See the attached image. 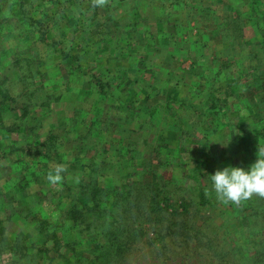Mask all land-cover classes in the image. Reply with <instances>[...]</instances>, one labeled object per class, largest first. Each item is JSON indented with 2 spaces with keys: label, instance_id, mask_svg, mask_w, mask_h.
Segmentation results:
<instances>
[{
  "label": "rangeland",
  "instance_id": "obj_1",
  "mask_svg": "<svg viewBox=\"0 0 264 264\" xmlns=\"http://www.w3.org/2000/svg\"><path fill=\"white\" fill-rule=\"evenodd\" d=\"M55 1L54 7H37L45 14L42 26L53 32L49 40L59 47H68L69 55L77 56L76 63L61 59L50 47L35 40L27 41L26 49L18 45L16 50L21 54L14 57V52L0 47V57L6 62L3 86L9 94L6 100H0V113L7 118L6 128L0 130V148L14 150L0 162V220L12 212L3 208L2 203L9 200L18 207V201L24 200L48 218L47 229L65 234L66 241H75L79 236L67 214L77 193L71 186L78 184L79 176L85 180L82 169L88 166L98 169L94 177L101 185L108 183L115 188L122 181L129 186L134 181L149 183L153 179L148 184L150 190L166 183L173 198L182 193L195 202L198 197L194 188L200 181L209 190L206 193L215 203V213L225 209L219 219L231 222L227 226L229 231L220 220L210 222L213 233L219 234V239L226 238L224 243L216 239L228 254L225 259H236L242 250L247 254L253 251L249 247L252 244L236 245L235 232L240 222L232 208H243L244 214L245 201L231 202L232 205L221 202L208 177L225 166L247 169L244 155L248 151L244 149L247 146L252 151L255 145L247 132L253 124L244 112L247 103L253 101L255 85L248 87L255 83V78L248 70L238 69V65L240 60L253 65L252 53L264 54L262 39L257 35L264 23L254 22L246 12L248 0H189L186 5L193 6V10L184 13L180 9L183 4L175 6L169 13L168 25L162 28L150 10H142V2L136 7L127 0H104L103 6H95V0ZM5 5L0 2V9L7 11ZM59 10L63 11L55 13ZM234 15L244 20L243 36L238 37V30H227L226 40L218 24L224 16L229 19ZM35 58L41 62L32 78L36 103L27 105L23 118L12 116L19 114L21 103L30 101L23 82L9 66L10 61L32 62ZM256 76L260 77V73ZM97 79L106 86L97 88ZM258 89L262 91V87ZM231 90L238 93L226 98ZM224 99L225 104L220 106ZM193 101L199 102L200 110ZM212 102L219 106L216 115L209 108ZM237 103L242 108L235 109ZM33 115L37 129L31 132L28 125L35 123ZM23 137L25 142H35L34 146H26ZM18 139L15 146L12 141ZM43 140L48 144L38 147V141ZM13 163H18L17 167ZM57 164H63L65 172L60 183L52 184L47 177ZM114 194L106 200L112 202ZM200 211L210 216L214 213L210 208ZM16 217L4 226L9 237L15 230L27 232L33 228L32 217ZM109 217L102 213L98 221ZM146 225L140 224L133 233H124L132 236L133 242L119 264H214L209 260L213 256L208 249L189 250L190 243L178 247L173 236L164 237L162 242L153 241L156 234L152 230L147 232ZM224 230L227 232L222 235ZM258 239L254 237L255 241ZM31 241L37 247L43 240L38 235ZM53 242L52 238L47 241L45 251L54 259L36 258L31 264H71L78 260L81 264L95 263L94 254L101 252V243H106L104 239L90 240L76 246L75 252L64 244L59 250L63 257H57ZM193 245L194 242L191 248ZM187 251L188 256H194L183 257ZM0 264L29 263L28 259L10 258L0 252Z\"/></svg>",
  "mask_w": 264,
  "mask_h": 264
},
{
  "label": "trees",
  "instance_id": "obj_2",
  "mask_svg": "<svg viewBox=\"0 0 264 264\" xmlns=\"http://www.w3.org/2000/svg\"><path fill=\"white\" fill-rule=\"evenodd\" d=\"M127 1L128 3L134 4L136 7H138L140 2H142V10L145 11V8L150 10L152 18L160 22L161 28L163 25H168L169 13L173 9L177 8H175V6L183 4V7L180 9H182L184 13L193 10V6L189 7L186 5L189 0ZM0 2L6 3L5 6L7 8V11H5L6 9H0V47H4L5 50H11L14 52L15 54H13L12 57L21 54L20 51L18 52V50H16L18 45H20L22 49H26L29 48V45L27 46L25 43L29 40L34 43L35 40L37 43H42L43 46L50 47V49L53 50L61 59H71L74 63L77 62L78 59L76 55H69L68 47H59L57 45L58 43L52 42V40L48 39L53 38V32L50 28L46 29V25L42 26V24L45 23V14L42 15L41 11H39L37 7H41V4L44 6V8L54 7L55 4H57V1L0 0ZM36 2H38L39 5L35 6ZM247 3H249V9L247 7L246 12L248 10L250 17L254 22H260L263 25L264 0H248ZM64 8L68 12H71L69 8ZM229 9H231V7H229ZM62 11H55V13H61ZM204 12L206 16H208L207 9H204ZM55 19H57V17ZM229 19L224 16L222 22L218 24L220 32L221 30L224 31L221 33V35L223 34L222 37L226 40H229L227 39L225 31L229 30L235 33L238 30V37L242 38L244 20L241 19L239 15H234L229 17ZM5 23H8V25H4ZM262 31H264V28ZM262 31H258L257 35L259 34L262 39L263 47L261 48L263 50L262 52H264V32ZM237 44L238 43L233 46H236ZM262 57H264V54L262 55L261 52L257 55L252 53L251 58L255 60L253 65L252 63H247L243 60H240V65H238V69L242 71L248 70V72L255 78V83H250L248 87V89H251L255 85V93L251 95L253 97L252 104L247 103V107L244 109L246 118H248V120H250V122L253 124V127H251V129L247 132L251 133L253 139L255 140V145L252 151H249L247 146H245L244 149L245 151H248L247 156L245 153H243L245 154L244 156L246 160L244 162L247 165L246 168H248V166L255 161L256 150L258 151L261 146H264V63ZM33 60L32 62L28 59H15L10 61L12 64L9 66L15 69V72L18 74L17 77L23 82L24 93L30 101L26 104L21 103V106L19 107L20 109L18 108L19 114L14 113L12 116L16 117V115H20L21 118H23L24 114L27 112V105L30 106L32 103H36V88H33L32 78L34 79V74L37 72V70H39L41 62L36 58ZM5 63L6 62L2 61L0 57L1 101L6 100L9 95L7 93L8 89L3 86V83L6 80V77L2 76L5 71H3L6 66ZM79 66L80 65H77V68ZM258 73H260V77L256 76ZM95 84L96 87L100 89L106 86L105 84L101 83V81H98V79ZM259 87H262L261 92L258 89ZM230 92L231 93L225 96L226 98H229L231 94L232 96H235L238 93L237 90H231ZM225 102V99L224 101L222 100L220 102V106L225 104ZM193 105L195 108L199 110L201 109L199 102L195 103L193 101ZM217 106L218 105L215 102H212L209 106L210 109H214V115H216L218 113L217 111H219ZM238 108L242 107L237 103L235 109ZM242 116H244V114ZM6 119L0 113V130L6 128ZM31 119L33 122L37 121L34 115L31 117ZM36 123L37 122L30 123L28 125L31 132H34L37 129V126H34ZM36 135L38 136V134ZM22 139L24 142L26 141L24 137ZM17 141H19V139L13 140L12 143L17 146ZM34 143L35 142L30 140L24 144L26 146H34ZM47 144L48 142L45 140L40 141V143L38 141V147L40 145L46 146ZM13 151L14 150L12 149L2 150V148H0V162L3 160L4 156L11 155ZM42 160L44 161V156ZM17 164L18 163H13L15 167H17ZM82 171L86 178L84 180V177L79 176L78 184L71 186V189L76 190L77 193L74 199L72 198V204L70 209L67 211V214H69L68 216H70L69 218H71L72 221L71 227L74 226V232H76L77 236H79L75 241H66L65 234L59 235L58 231H50L47 229L46 224L50 222L47 221V217L42 216L39 208L37 209V207H34L32 204H29L24 200L18 201L19 203H17L18 205L20 204V206L17 207L11 204L8 200L9 202L5 201L4 204L2 203L1 205L6 210H11L12 212L0 220V252L5 253L7 256L9 255L10 258L14 257L15 259H28V263L31 264L32 261L34 263L36 258L52 259L50 257H53L54 259V255H48L47 251H45L47 247V241L50 238H52L54 241L53 245L55 246V253L57 257H63V254L60 253L59 250L62 248V246L64 247V244L66 247L72 250V252H75V247L79 244L84 242L87 243L90 240L99 242L100 239H104L106 243H101V252L94 254L96 256L94 260L95 263L119 264L120 260H123L124 255L127 254L129 250H131L133 242V237H130L129 234L126 235L124 233H129L131 231L133 233L137 230V227L140 224L145 223L147 224V232L152 230L151 233L153 232L156 234L155 238H151L153 241L162 242L164 237L173 236V240H177L175 245L178 247L180 245L188 246L190 243V248H188L189 250L193 249V247L195 249H208L212 251L213 256L211 257L212 259L209 260H212L214 264H264V197L253 195L248 200H244L247 205V211L244 214H241L242 211H244L243 208H232L233 214L237 215L238 221L240 222L239 227L235 232L236 235H238V244L236 245L242 246L244 243H247V245L252 244L249 247L253 249V251H249V254H247L246 250H242V253L239 252L236 255V259L238 260L229 258L225 259V256L228 254L222 249V246L216 241V239L218 237V241L222 240L224 243L226 238L223 237L222 239H219V234L216 236V234L213 233V228L211 227L210 222H213L212 220H220L221 226H223L228 231L231 230V228H227V226H231V222L226 218H223L226 214L222 217L223 219H219V214L223 213L225 209H220L218 214L215 213V203L211 201L210 197L206 193L209 190L207 187L202 185L200 181L197 182V185L194 188L198 197V201L195 202L187 199L182 193L173 198V196L170 195V187H168L166 183L163 184L162 188L154 187V190H150L148 184H150L153 179H151L149 183H138V181H134L135 183H131L129 186H126L122 181L120 183L121 185L113 188L108 183L101 185L95 179L94 175L98 172V169L93 170L91 167L83 166ZM129 175L130 174H128L127 177ZM189 176L192 177V175ZM84 191H86L87 194H85ZM113 193H115L113 201H109L110 199L106 200V197ZM229 203L232 205L231 202ZM105 205H107L108 208H105ZM208 208L213 209L214 211V213H211V216L201 213L200 210H203L204 212ZM105 212L111 216V219L109 217L106 218L105 221L104 218L102 221H98V219L102 216V213ZM14 216H17L16 218H26L27 216L32 217L30 219V222L33 224L32 230L27 232L15 230L13 232L14 235L9 237L6 233H4L3 230L5 224H10ZM226 230L222 232V235L226 234ZM140 232H142V229H140ZM211 232L213 234H211ZM91 233L94 235L89 237V234ZM38 235H40L43 240L41 245L37 247L32 246L34 244V242L31 241L32 238ZM254 237H259V239L255 241ZM193 242L194 245L191 248V244ZM32 247H34L33 251H29V249ZM112 247L113 250L110 249ZM160 249H163V247H160ZM188 253L189 251L181 254L183 257L194 256L192 254L188 256ZM104 255L107 256L102 260H99L100 257H103ZM95 263L89 262L86 264ZM71 264H81V262L78 260L76 263Z\"/></svg>",
  "mask_w": 264,
  "mask_h": 264
},
{
  "label": "clouds",
  "instance_id": "obj_3",
  "mask_svg": "<svg viewBox=\"0 0 264 264\" xmlns=\"http://www.w3.org/2000/svg\"><path fill=\"white\" fill-rule=\"evenodd\" d=\"M104 0H95V6H103ZM63 164H57L47 179L52 184L63 180ZM211 187L221 202L239 204L253 195L264 197V146L256 150L255 161L247 169L225 166L208 175Z\"/></svg>",
  "mask_w": 264,
  "mask_h": 264
}]
</instances>
